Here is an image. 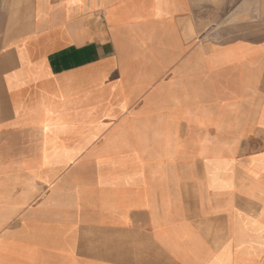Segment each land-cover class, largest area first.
Wrapping results in <instances>:
<instances>
[{
	"label": "crops",
	"instance_id": "0c3cea01",
	"mask_svg": "<svg viewBox=\"0 0 264 264\" xmlns=\"http://www.w3.org/2000/svg\"><path fill=\"white\" fill-rule=\"evenodd\" d=\"M0 264H264V0H0Z\"/></svg>",
	"mask_w": 264,
	"mask_h": 264
}]
</instances>
